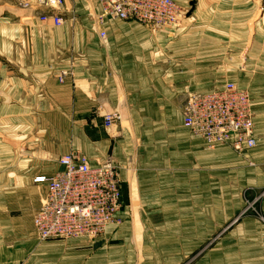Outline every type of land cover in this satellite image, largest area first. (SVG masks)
Here are the masks:
<instances>
[{
  "label": "crops",
  "instance_id": "1",
  "mask_svg": "<svg viewBox=\"0 0 264 264\" xmlns=\"http://www.w3.org/2000/svg\"><path fill=\"white\" fill-rule=\"evenodd\" d=\"M62 5L60 28L20 11L22 25L0 29L13 60L0 68V264H264V38L227 49L229 32L211 27L180 38L103 20L96 0ZM229 83L251 100L257 145L244 155L207 149L184 122L187 95ZM69 153L113 159L123 208L101 239L41 242L48 187L35 180Z\"/></svg>",
  "mask_w": 264,
  "mask_h": 264
},
{
  "label": "built area",
  "instance_id": "2",
  "mask_svg": "<svg viewBox=\"0 0 264 264\" xmlns=\"http://www.w3.org/2000/svg\"><path fill=\"white\" fill-rule=\"evenodd\" d=\"M103 20L143 24L151 31L176 26L182 9L173 0H96ZM63 0H36L45 12L42 24L60 28ZM105 39L106 35L101 36ZM68 76L63 72L60 83ZM184 122L191 137L207 149L227 147L239 155L257 145L254 120L248 93L232 83L211 94H189L184 103ZM116 117H104L105 129L116 126ZM61 171L42 178L48 194L36 213L34 230L41 242L52 240L96 241L105 237L108 228L119 220L123 208L119 169L110 157L91 165L82 154L69 153L59 161ZM251 208V205H249Z\"/></svg>",
  "mask_w": 264,
  "mask_h": 264
},
{
  "label": "rangeland",
  "instance_id": "3",
  "mask_svg": "<svg viewBox=\"0 0 264 264\" xmlns=\"http://www.w3.org/2000/svg\"><path fill=\"white\" fill-rule=\"evenodd\" d=\"M182 9V18L176 26L168 28L175 30L182 38L189 34L190 31L195 28L207 27L214 31L229 32L231 35L226 42H220L225 48L229 49L228 44L231 42L239 43L241 47L246 48L248 51L252 47V42L255 37L261 35L264 38V0H173ZM36 5V0H0V29L3 25L8 23H16L22 25L20 17H17L18 12L30 11L34 13L39 11L41 14L44 13ZM30 17V16H29ZM39 17V16H38ZM31 18V17H30ZM32 18L29 19L32 20ZM220 19L226 21L242 20L239 24H228L227 27H221L217 25ZM202 33V31H200ZM239 35V38H238ZM241 37V38H240ZM244 38V39H243ZM3 48V46H2ZM3 52V51H2ZM246 54V53H245ZM12 58L5 56L0 52V68L6 69L9 73H13L10 68H6L5 65L9 66L13 63ZM1 70V69H0ZM79 154V153H78ZM42 178L35 180V183H41ZM264 196V193L262 194ZM261 199L257 200V203ZM254 207L245 210L251 212Z\"/></svg>",
  "mask_w": 264,
  "mask_h": 264
}]
</instances>
